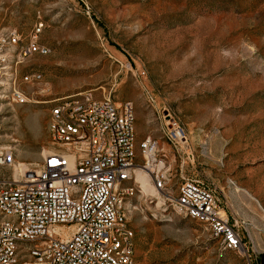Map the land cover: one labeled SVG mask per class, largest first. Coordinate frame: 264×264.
<instances>
[{
	"label": "rangeland",
	"instance_id": "1",
	"mask_svg": "<svg viewBox=\"0 0 264 264\" xmlns=\"http://www.w3.org/2000/svg\"><path fill=\"white\" fill-rule=\"evenodd\" d=\"M38 21L50 53L17 65L16 82L0 90V141L16 149L17 163L37 168L51 147L53 99L92 89L130 101L138 143L151 136L166 152L168 189L183 177L214 187L246 248L226 249L137 181L124 200L135 264H262L264 0H0V34L29 36ZM31 70L42 78L25 83ZM15 89L28 100L18 102ZM178 129L190 160L165 137Z\"/></svg>",
	"mask_w": 264,
	"mask_h": 264
},
{
	"label": "built area",
	"instance_id": "2",
	"mask_svg": "<svg viewBox=\"0 0 264 264\" xmlns=\"http://www.w3.org/2000/svg\"><path fill=\"white\" fill-rule=\"evenodd\" d=\"M43 29L38 21L29 36L16 29L0 34V90L16 82L17 65L50 53L40 41ZM41 78L31 70L22 81ZM13 96L20 103L28 100L18 89ZM52 102L51 147L37 168L23 172L16 149L0 141V264H135V232L124 200L137 190L138 168L151 173L155 188L178 212L206 224L226 249L246 253L241 231L214 187L183 177L175 193L168 189L166 152L151 136L138 143L132 102L99 98L92 89ZM165 137L185 159L195 157L185 152L190 146L184 130Z\"/></svg>",
	"mask_w": 264,
	"mask_h": 264
},
{
	"label": "bare ground",
	"instance_id": "3",
	"mask_svg": "<svg viewBox=\"0 0 264 264\" xmlns=\"http://www.w3.org/2000/svg\"><path fill=\"white\" fill-rule=\"evenodd\" d=\"M9 84V83H6ZM47 151H44L46 153ZM43 153V154H44ZM18 168H20L23 172L25 170H28L30 168L27 167L25 163H20L18 165ZM136 176H137V181H139L145 191H150L154 193L157 189L152 185V178H151V173L146 171L145 169L138 168L136 170ZM156 189V190H155Z\"/></svg>",
	"mask_w": 264,
	"mask_h": 264
},
{
	"label": "water",
	"instance_id": "4",
	"mask_svg": "<svg viewBox=\"0 0 264 264\" xmlns=\"http://www.w3.org/2000/svg\"><path fill=\"white\" fill-rule=\"evenodd\" d=\"M262 264H264V255L262 256Z\"/></svg>",
	"mask_w": 264,
	"mask_h": 264
}]
</instances>
